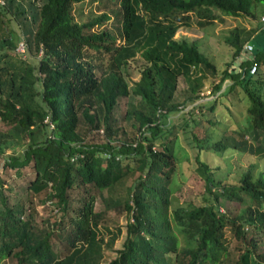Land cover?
Masks as SVG:
<instances>
[{
	"label": "trees",
	"instance_id": "16d2710c",
	"mask_svg": "<svg viewBox=\"0 0 264 264\" xmlns=\"http://www.w3.org/2000/svg\"><path fill=\"white\" fill-rule=\"evenodd\" d=\"M87 1L0 0V163L18 179H29L28 168L34 175L27 198L13 195L0 176V264H264L261 25L253 59L239 71L231 64L215 86L221 92L229 79L219 96L237 87L244 92L248 125L224 130L219 140L191 137L204 204L175 205L177 158L161 123L186 107L177 101L181 77L192 115L205 109L207 76H217L196 44L176 39L180 28L191 27L193 18L208 27L217 21L215 11L257 18L264 0H93L116 15L110 30L103 29L111 19L106 13L76 17ZM231 45L238 60L242 45L237 39ZM138 57L140 79L131 86L127 70ZM131 96L138 101L125 119L137 130L134 138L116 117L120 100ZM204 151L246 155L249 165L227 182L218 176L221 168L202 160ZM136 173L125 201V240L116 249L124 230H101L95 191H110ZM41 195L55 213L38 221L28 197ZM225 201L239 204V212L225 213ZM106 252L116 256L108 259Z\"/></svg>",
	"mask_w": 264,
	"mask_h": 264
},
{
	"label": "rangeland",
	"instance_id": "374dc122",
	"mask_svg": "<svg viewBox=\"0 0 264 264\" xmlns=\"http://www.w3.org/2000/svg\"><path fill=\"white\" fill-rule=\"evenodd\" d=\"M114 11L116 12V9ZM215 12L217 21L212 25L200 28L196 23L197 19L193 18L192 26L180 28L176 35V39L179 41L186 40L189 43L196 44L202 53L206 55L217 68V76L215 77L209 74L205 82V87L202 92L204 95V99L202 100V105L205 107L204 111L198 109L192 115L187 114L188 109L191 108L192 105L187 102L189 92L184 79L181 77L177 101L186 103V107L185 109L183 108L184 110L181 113L171 116L168 119L161 118L163 130L170 132L168 134V140L174 143L177 158L175 205L181 207H187L189 205L200 206L205 203V183L202 177L195 172L198 150L194 148L195 144L192 142L191 137L193 132L197 133L200 137L204 135L207 137L213 134V139L219 140L224 130L228 132L230 128L238 129L239 126H246L249 123L247 113L249 101L244 92L237 87L233 93L226 96H219L220 93L227 89V85L231 83L229 79L222 85L221 92H215V86L220 83L224 71L228 69L231 64L232 66L230 69L239 71L242 61L245 62L253 59L254 55L246 53L245 46L247 43L251 45L256 43L259 38L257 36L261 33L260 18L264 16V5L258 6L256 11L257 18L247 16L234 17L219 11ZM103 13L111 16L110 21L104 25L103 29L110 30L112 27H115L113 24L117 25L116 15L113 14L109 6L107 7L105 4H100L98 1L90 0L78 5L75 15L77 18L85 20L87 18L90 19L91 16H99ZM235 39L242 45V52L240 58L234 61L233 55L236 48L232 46L231 43ZM17 51L23 54L20 47H18ZM140 64V58L138 57L137 60L131 61L128 66V80L131 86H133L135 81L140 79ZM137 101L138 98L134 96L123 98L120 100L118 110L116 111L118 124L124 127L132 138L137 136V130L132 127V122L125 119V113L129 108L134 107ZM211 106L215 107V113L210 110ZM209 121H217L218 124L214 126L211 125ZM81 131L86 132V129L83 128ZM91 139L92 136H88L87 140ZM202 160L210 164L212 168H221L218 172V176L227 182H233L234 177L237 176V169L239 167L248 166L250 159L246 155L235 153L223 158L218 154L204 151L202 153ZM251 161L253 163L256 162V160L252 159ZM260 164L264 167V160H260ZM2 167L3 162L1 161L0 176L13 186L15 190L13 195L15 192H18L27 198L26 186L34 177L30 172V168L27 169V178L29 179L24 180L23 178H16L12 175L13 172L2 171ZM138 176L139 173H136L134 177L125 180L123 184L114 187L110 191H95V195L97 196L96 211L101 214V230L106 233V229L113 230L118 226L122 227L124 230V236L117 241L116 249L122 247L126 235L125 201L128 188L134 183ZM80 195L81 194L78 193L77 197L79 198ZM28 198L32 200L33 208L38 212V221L55 213L53 207H46L45 204L42 203L44 195L29 196ZM221 209L229 215H234L240 210L239 204L229 201L223 202ZM106 256L108 259H111L116 256V253L106 252ZM6 264H14V261H7Z\"/></svg>",
	"mask_w": 264,
	"mask_h": 264
},
{
	"label": "built area",
	"instance_id": "2783aa9c",
	"mask_svg": "<svg viewBox=\"0 0 264 264\" xmlns=\"http://www.w3.org/2000/svg\"><path fill=\"white\" fill-rule=\"evenodd\" d=\"M260 25H261V29L264 31V16H262V17L260 18ZM19 47H20V50H21L22 52L25 51V47H24V44H23V43H21ZM245 51H246V53H248V54H252L253 51H254V47H253V45H251L250 43H247V45L245 46ZM256 73H257V66L254 65V66L252 67L251 71H250V74H251V75H256Z\"/></svg>",
	"mask_w": 264,
	"mask_h": 264
}]
</instances>
